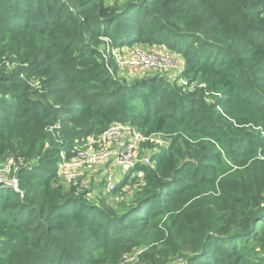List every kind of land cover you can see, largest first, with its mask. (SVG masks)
Returning <instances> with one entry per match:
<instances>
[{
  "label": "trees",
  "instance_id": "16d2710c",
  "mask_svg": "<svg viewBox=\"0 0 264 264\" xmlns=\"http://www.w3.org/2000/svg\"><path fill=\"white\" fill-rule=\"evenodd\" d=\"M122 2L0 0V167L25 190L0 185V264H264V0ZM136 43L181 83L121 74L108 50ZM116 122L166 143L117 204L128 179L94 200L57 174Z\"/></svg>",
  "mask_w": 264,
  "mask_h": 264
},
{
  "label": "built area",
  "instance_id": "2783aa9c",
  "mask_svg": "<svg viewBox=\"0 0 264 264\" xmlns=\"http://www.w3.org/2000/svg\"><path fill=\"white\" fill-rule=\"evenodd\" d=\"M124 48L112 49V54H114L117 64L121 67H136L131 70L139 68L161 69L173 63V57L170 54H163L159 50L150 51L144 45L128 47L125 50ZM117 49H120V52L124 50L123 55L115 52ZM181 69L182 66L179 67L180 71ZM155 135L158 134L145 136L132 125L116 122L99 135L77 139L69 153L63 151L57 174L67 183H80L86 189H90L91 184L88 178L92 180L94 178L93 172L99 170L98 173L102 172L103 180L107 183V191L111 193L125 179H128L129 183H134H128L123 187L126 193L130 189L140 190L145 184L143 172H132L130 177L127 178V170L136 164L154 165L152 153L156 151V148L152 152H148L143 149L142 143L149 140L158 146H165L166 143L162 136L158 135V139H156ZM141 150H144L142 156H140ZM14 164V159L9 158L0 167V181L2 184L12 186L16 192L23 195L25 190L17 173L19 167H13ZM95 179L97 180V177ZM134 195L135 193L130 198H134ZM112 197H115L116 200L128 198L123 191H121V195ZM120 197L121 199H119Z\"/></svg>",
  "mask_w": 264,
  "mask_h": 264
},
{
  "label": "rangeland",
  "instance_id": "374dc122",
  "mask_svg": "<svg viewBox=\"0 0 264 264\" xmlns=\"http://www.w3.org/2000/svg\"><path fill=\"white\" fill-rule=\"evenodd\" d=\"M107 2H119V3H123L122 1L124 0H106ZM139 45H143V44H139V43H136L135 46H139ZM147 49H149L150 51H155V50H159L161 52H163V54H170L172 57H173V63H171L170 66L168 67H164V68H161V69H149V68H146V69H135V70H131V69H134V68H129L128 66H122L120 71H121V74H125L126 76H129L131 74H137V73H142V74H161L163 76H165L166 78H168L169 80H174V79H178V81H182L181 78H180V72L177 71L176 69V62L177 60L180 59V55L176 53V51H172L169 46L167 44H157V45H144ZM124 48L127 49L129 46H122L120 48ZM113 49V48H112ZM112 49L109 48L108 50V53L112 56H114V54H112ZM124 50L120 52V49H117L115 52H117L119 55H123L124 53ZM109 57V56H108ZM115 57V56H114ZM115 60L117 61V59L115 58ZM155 72V73H154ZM181 83V82H180ZM155 138L158 139V135H155ZM96 177H94L92 180H90L88 178V181L89 183L91 184V188H90V194H89V197L94 199V200H99L100 198L102 197H105L107 196L103 190L101 189L100 191V188L104 185V181H100L101 179H98L100 177H97V180L95 179ZM99 180V182H98ZM97 182L99 184H97ZM134 193V189H130L127 191L126 193V196L128 198H130ZM121 199V197L119 198ZM111 200H113L114 203H119L120 200H116L115 197H111ZM142 252V249H138L134 252H132L131 254H125L126 259L124 261H122V264H139L140 262V254Z\"/></svg>",
  "mask_w": 264,
  "mask_h": 264
},
{
  "label": "crops",
  "instance_id": "0c3cea01",
  "mask_svg": "<svg viewBox=\"0 0 264 264\" xmlns=\"http://www.w3.org/2000/svg\"><path fill=\"white\" fill-rule=\"evenodd\" d=\"M94 168H96V167H94ZM99 172V170H96V171H94L93 172V175H94V177H100V178H98V179H101L100 181H104V185L100 188V191H101V189L103 190V192L106 194V195H108L109 193H111V192H109V191H107V183H106V181L105 180H103V176H102V172L100 171V173H98ZM98 182H99V180H98ZM97 182V184H99ZM137 190V189H136ZM136 190H134V193H135V191ZM133 193V194H134ZM133 196V195H132Z\"/></svg>",
  "mask_w": 264,
  "mask_h": 264
},
{
  "label": "clouds",
  "instance_id": "9594fccd",
  "mask_svg": "<svg viewBox=\"0 0 264 264\" xmlns=\"http://www.w3.org/2000/svg\"><path fill=\"white\" fill-rule=\"evenodd\" d=\"M134 47V46H133ZM120 48V47H119ZM114 57V56H113ZM115 58V57H114ZM117 63V62H116ZM118 65V64H117ZM176 69H177V71L178 72H181L180 70H179V67H181L182 66V57L180 56V59L178 60V62H176ZM88 190H90V189H88ZM90 194V193H89Z\"/></svg>",
  "mask_w": 264,
  "mask_h": 264
},
{
  "label": "water",
  "instance_id": "95a60500",
  "mask_svg": "<svg viewBox=\"0 0 264 264\" xmlns=\"http://www.w3.org/2000/svg\"><path fill=\"white\" fill-rule=\"evenodd\" d=\"M2 184V182L0 181V185Z\"/></svg>",
  "mask_w": 264,
  "mask_h": 264
}]
</instances>
